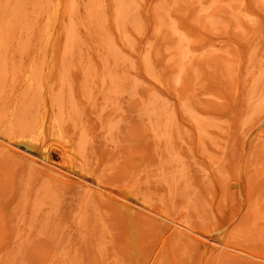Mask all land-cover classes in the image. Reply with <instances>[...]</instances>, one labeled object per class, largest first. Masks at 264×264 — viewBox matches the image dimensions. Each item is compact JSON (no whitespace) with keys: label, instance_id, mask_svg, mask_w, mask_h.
Returning a JSON list of instances; mask_svg holds the SVG:
<instances>
[{"label":"rangeland","instance_id":"obj_1","mask_svg":"<svg viewBox=\"0 0 264 264\" xmlns=\"http://www.w3.org/2000/svg\"><path fill=\"white\" fill-rule=\"evenodd\" d=\"M0 264H264V0H0Z\"/></svg>","mask_w":264,"mask_h":264},{"label":"bare ground","instance_id":"obj_2","mask_svg":"<svg viewBox=\"0 0 264 264\" xmlns=\"http://www.w3.org/2000/svg\"><path fill=\"white\" fill-rule=\"evenodd\" d=\"M63 150H65V148H64ZM68 150H69V149H67V150H65V151H68ZM65 151H64V152H65ZM62 153H63V152H62ZM68 153H69V152H68ZM68 153H67V154H68ZM65 154H66V152H65ZM65 154H63V155H65ZM141 205H142V204H141ZM151 211H152V210H151ZM152 212H153V211H152ZM158 214H159V213H158Z\"/></svg>","mask_w":264,"mask_h":264}]
</instances>
